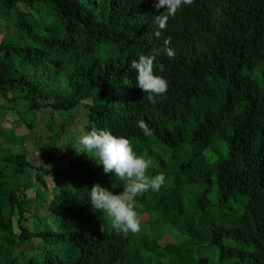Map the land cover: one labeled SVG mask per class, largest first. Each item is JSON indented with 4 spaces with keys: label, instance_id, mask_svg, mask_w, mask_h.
<instances>
[{
    "label": "trees",
    "instance_id": "obj_1",
    "mask_svg": "<svg viewBox=\"0 0 264 264\" xmlns=\"http://www.w3.org/2000/svg\"><path fill=\"white\" fill-rule=\"evenodd\" d=\"M155 2L0 0V33L2 25L8 32L0 42V96L22 124L34 131L38 112L53 119L83 106L85 134L95 126L127 136L138 153L157 158L149 173L167 177L159 191L135 201L139 216L155 221L144 233L124 235L87 195L97 183L123 191V182L81 162L67 172L53 169L64 135L48 136L47 150L36 138L38 151H46L42 166L0 147V264H210L198 256L208 245L218 248L222 264H264V0H192L164 29L154 17L166 7L157 11ZM166 40L174 56L156 55L154 63L167 66L169 88L151 104L135 86L131 61L154 55ZM257 69L262 78L252 76ZM139 119L152 135L137 127ZM8 132L0 129V137L17 144ZM30 169L40 184L34 199ZM42 173L78 186L54 199L44 193ZM215 186L218 203L210 198ZM188 187L200 190L190 215ZM49 198L54 218L45 228L39 219L29 225L34 207L47 208ZM160 224L183 240L162 244ZM34 242L30 254L22 249Z\"/></svg>",
    "mask_w": 264,
    "mask_h": 264
},
{
    "label": "clouds",
    "instance_id": "obj_2",
    "mask_svg": "<svg viewBox=\"0 0 264 264\" xmlns=\"http://www.w3.org/2000/svg\"><path fill=\"white\" fill-rule=\"evenodd\" d=\"M191 3L192 0H156L154 7L157 11L166 7L164 12L154 17L158 29L166 28L169 17L174 16L182 5ZM155 34L159 36L160 31L157 30ZM169 45L170 40H166L164 47L154 55L141 53L131 61V69L136 73L135 86L143 90L144 99L151 104L162 99L169 88L167 78L162 75L167 66L162 62L154 63L156 55L174 56V49ZM136 125L145 135H152L153 130L144 119H139ZM73 146L78 153L86 152L93 157L106 174L110 173L114 179L123 182V191L120 192L95 184L87 194L92 208L102 213L115 231L124 235L138 233L142 224L135 204L136 198L149 190L159 191L166 183V174H150L152 158L138 153L127 136L114 134L106 128L93 126Z\"/></svg>",
    "mask_w": 264,
    "mask_h": 264
},
{
    "label": "rangeland",
    "instance_id": "obj_3",
    "mask_svg": "<svg viewBox=\"0 0 264 264\" xmlns=\"http://www.w3.org/2000/svg\"><path fill=\"white\" fill-rule=\"evenodd\" d=\"M2 30L0 33V42L1 40L6 37L8 34L6 25H2ZM262 69H257L252 76L255 79L262 78L261 71ZM8 107H12L11 104L5 102L1 96H0V129L5 130V132L9 131L8 134L11 136L14 141L19 144H6L3 137H0V147L8 148L9 150L13 151L14 153H22L26 154L28 157V160L32 163L33 166H42L45 164V159L41 156H45L46 151H38V149L35 147V141L37 137H41L44 139V147L47 150V147L49 146L48 143V136H65L64 138H61L60 145L61 147L65 148L62 152H64V157L58 161H55L53 169L54 170H61L67 172L72 163L74 162H81L84 163L85 169H91L94 170L101 167L98 165L93 157H91L88 153H78L76 148L73 146L78 138L85 134L84 127L86 125L87 119V109H85L83 106L73 110L70 112V115L67 116H56L53 119L48 115L45 111H40L37 113L38 119L35 122V130L31 131L27 129L22 122L20 121L19 113L8 109ZM21 109H23V106L20 105ZM23 112V111H19ZM51 126V127H50ZM15 133V134H14ZM6 135V134H5ZM140 154H143L147 157H150L146 154V151L141 152ZM207 158L210 160L211 156L210 153H206ZM217 157V156H216ZM152 158V165L157 163L156 157ZM158 167V166H157ZM156 167V168H157ZM29 173H32V175L35 173L33 169L29 170ZM41 176L44 178L42 181L46 182L48 185L47 192L43 191L45 194L52 193V197L54 198L55 193H58V191L64 187H70L72 190H75L78 186L77 180L68 181L67 179H55L53 177L45 176L43 173ZM33 183L34 188L28 191V194L30 198H35L37 194V190L40 187V184L37 182V179L35 178V175H33ZM44 190V189H43ZM200 193V190L188 187L185 189L184 192V205L186 208V214L190 215L195 210V203L197 195ZM43 194V193H42ZM174 196V195H173ZM49 198L47 199V208L39 209L38 207H34V218L29 219V225L34 224V219H39L38 225L39 227L45 228V226L54 218V215H51V207L53 205L54 199ZM210 198L218 203L219 202V194L218 189L215 186L213 189V192L210 194ZM57 202V200H56ZM31 204H29L30 206ZM34 205V204H33ZM235 206H239L234 201ZM35 206V205H34ZM137 207V205H136ZM242 209V208H241ZM240 209V210H241ZM141 220V230L136 233L137 235L146 232L147 229H149V225L151 222H154L157 217L150 216L149 214H141L140 216ZM50 220L48 223L45 221ZM166 225L162 226V224L159 225V227H165ZM32 228V227H31ZM163 232L162 228H160ZM161 231H157V234ZM167 233L164 235L161 243L162 244H168V243H179L183 240L182 236L179 234V232L173 228H167L165 230ZM225 244L230 245L231 247H241L239 243H236L229 239H224ZM37 246V242H34L32 245H23L22 249L25 252H28L29 254L30 250L35 249ZM199 257H207L209 259L210 264H222L219 261V250L216 246L208 245V246H201L198 251ZM224 264H231V262H226Z\"/></svg>",
    "mask_w": 264,
    "mask_h": 264
},
{
    "label": "built area",
    "instance_id": "obj_4",
    "mask_svg": "<svg viewBox=\"0 0 264 264\" xmlns=\"http://www.w3.org/2000/svg\"><path fill=\"white\" fill-rule=\"evenodd\" d=\"M54 154H55V157H56L57 159H61V158L63 157V152H61V151H59V152H55Z\"/></svg>",
    "mask_w": 264,
    "mask_h": 264
}]
</instances>
